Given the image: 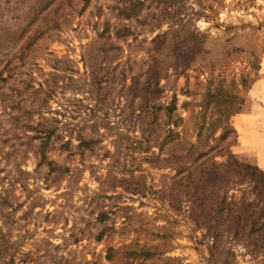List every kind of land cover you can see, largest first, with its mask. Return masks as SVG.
<instances>
[{
    "label": "rangeland",
    "instance_id": "obj_1",
    "mask_svg": "<svg viewBox=\"0 0 264 264\" xmlns=\"http://www.w3.org/2000/svg\"><path fill=\"white\" fill-rule=\"evenodd\" d=\"M0 264H264V0H0Z\"/></svg>",
    "mask_w": 264,
    "mask_h": 264
}]
</instances>
